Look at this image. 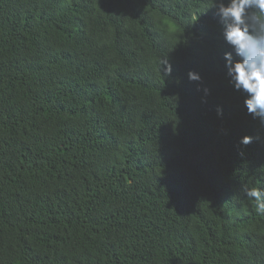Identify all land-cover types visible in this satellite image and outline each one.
<instances>
[{
    "label": "trees",
    "instance_id": "1",
    "mask_svg": "<svg viewBox=\"0 0 264 264\" xmlns=\"http://www.w3.org/2000/svg\"><path fill=\"white\" fill-rule=\"evenodd\" d=\"M212 3L0 0V264H264Z\"/></svg>",
    "mask_w": 264,
    "mask_h": 264
},
{
    "label": "clouds",
    "instance_id": "2",
    "mask_svg": "<svg viewBox=\"0 0 264 264\" xmlns=\"http://www.w3.org/2000/svg\"><path fill=\"white\" fill-rule=\"evenodd\" d=\"M210 9H215L222 23L223 38L232 48L224 57L229 83L245 94L248 114L264 125V0H213ZM161 65L171 75L172 65L166 58ZM188 77L192 81L201 80L195 71H190ZM254 139L259 137L244 136L241 143L248 145ZM245 195L255 201L256 211L264 215V190L245 189Z\"/></svg>",
    "mask_w": 264,
    "mask_h": 264
}]
</instances>
